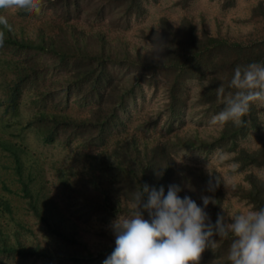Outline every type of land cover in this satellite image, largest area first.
Returning a JSON list of instances; mask_svg holds the SVG:
<instances>
[{
    "label": "trees",
    "instance_id": "16d2710c",
    "mask_svg": "<svg viewBox=\"0 0 264 264\" xmlns=\"http://www.w3.org/2000/svg\"><path fill=\"white\" fill-rule=\"evenodd\" d=\"M182 1L186 4L189 0ZM147 4L148 0H41L39 13L16 8L21 19L38 15L48 19L33 39L14 32L12 24V31L0 25V31L5 33L4 45L0 47V109L3 115L15 119L24 98L33 96L36 109L24 127L33 130L41 144L63 149L76 144L87 151L95 150L88 157L92 176L87 183L96 193L94 207L110 225L117 216L131 215L132 194L144 184L157 190L163 186L165 195L168 186L176 184L181 188V198L188 196L201 207V197L211 196L215 204L209 203L205 209L211 222L215 223L218 214L225 217V222H231L221 177L180 168L175 157L182 150L206 154L221 150L234 154L239 171L250 167L264 169V145L253 151L239 147L242 139L260 129L256 102L241 118V125L231 120L222 127L217 125L215 136L204 137L205 131L200 128L187 129V122L194 117L211 119L223 110L225 104L218 99L217 89L223 86L226 91H236L229 82L237 66L264 64V36L241 42L211 35L204 29L198 31L187 18L177 26L161 19L157 28L140 31L146 46L138 49L125 43L113 47L102 32L88 34L83 25H110L126 31L133 20L144 16ZM256 15L264 18L261 5L252 10V18ZM154 37L164 45L162 51L152 52L148 44L158 42ZM55 83L58 90L51 88ZM192 84L196 85L195 96L191 93ZM147 91L160 92L161 97L151 113L144 112ZM59 102L64 109L56 107ZM192 109H197L199 115L190 117ZM189 131L191 135L186 136ZM148 134L156 136L153 144L140 145V137ZM8 144L0 139V147H6L19 165V149ZM214 176L220 184L215 191H209V181L215 183ZM244 181L246 186H236L238 200L252 210L264 207V180L247 174ZM76 187L64 200L76 199L72 195L79 193ZM22 191L32 200V191L24 184ZM36 203L31 201L30 208L36 211L40 224L62 240L63 248L42 250L26 246L18 230L23 229V224L13 217V204L0 200L1 259L103 264L113 251L115 244L97 256L82 257L83 242L76 237L72 221L59 218L48 206L44 210L48 208L50 213L44 211L41 215ZM5 214L9 217L5 218ZM143 218H149L146 212ZM211 239L217 242L216 246L206 247L198 264H231V238L214 235Z\"/></svg>",
    "mask_w": 264,
    "mask_h": 264
},
{
    "label": "rangeland",
    "instance_id": "374dc122",
    "mask_svg": "<svg viewBox=\"0 0 264 264\" xmlns=\"http://www.w3.org/2000/svg\"><path fill=\"white\" fill-rule=\"evenodd\" d=\"M228 2L229 0H189L185 4L182 0H148L144 16L133 20L131 27L126 31L114 29L110 25L97 27V24H94L92 28L89 23L83 22V25L88 34L102 32L112 42L113 47L125 43L138 49L146 46L140 31L157 28L161 19H166L170 24L177 26L182 19L187 18L198 31L204 29L211 35L241 42L264 36V18L261 15L252 18L254 8L261 5L264 9V0H233L232 4ZM15 11L16 8L5 9L0 15L6 16L9 24L14 27L13 31L22 34L24 38L33 39L42 31L41 27L48 19L43 15L21 19ZM44 29L48 30L47 27ZM56 83L51 87L54 90L59 88H56ZM190 87L192 96H195L196 85L192 84ZM146 95L144 112L151 113L161 100L160 92L153 94L147 91ZM33 98V96L24 98L19 116L15 119L3 115V109H0L1 142L9 143L13 148L19 149L17 154L20 162L16 165L12 153L6 147H0V200H9L13 204L15 211L13 217L23 224V229L18 230L22 240L27 243L26 246L50 250L61 249L64 245L62 240L60 241L38 221L36 211L30 208V202L35 201L36 210H39L41 215L45 214L44 211L50 213L48 211L50 207L53 213H58L59 218L72 221L76 237L81 238L83 242L80 247L82 257L97 256L101 250L115 244V236L110 224L104 222V217L94 207L93 204L97 201L96 193L93 186L87 183L92 176L88 157L94 154L95 150L87 151L78 148L76 144L70 149H63L58 145L47 147L41 144L35 132L24 127L26 120L36 109ZM256 103L261 121L260 129L251 132L239 142V147L247 151L256 150L264 145V105L260 102ZM56 107L62 110L64 104L59 102ZM70 109L71 107H68L69 111ZM189 114L190 117L199 115L197 109H192ZM199 118L200 116L189 120L187 129L200 128L205 131L202 133L204 137L215 136L214 132L218 126L210 125L208 118ZM14 122L17 124L15 125ZM190 135L191 131L186 134V136ZM143 137H140V145L144 142L153 144L156 139L155 135L149 134ZM142 139L145 141H141ZM175 159L180 168L196 169L202 174L211 173L221 177L225 193V209L228 210L227 217L230 218L234 217L237 211L242 212L248 208L236 197V186L247 185L244 177L247 174H254L264 180L262 168L250 167L244 171H239L238 167L234 169L233 165L238 164L234 160V154L227 151L220 150L206 154L182 150L177 153ZM22 183L27 190L32 191V200L27 199L23 193ZM63 183L69 187H65ZM74 186L79 189V193L72 194L76 199L64 200ZM45 206H48L47 210H44ZM8 217L9 214H5V218ZM41 262L34 259L18 262L0 258V264H41Z\"/></svg>",
    "mask_w": 264,
    "mask_h": 264
},
{
    "label": "clouds",
    "instance_id": "9594fccd",
    "mask_svg": "<svg viewBox=\"0 0 264 264\" xmlns=\"http://www.w3.org/2000/svg\"><path fill=\"white\" fill-rule=\"evenodd\" d=\"M41 0H0V9H24L39 13ZM0 25L8 31L12 26L6 16L0 15ZM5 40L0 31V47ZM158 41V37H154ZM152 52L162 51V42L148 44ZM229 87L235 92L226 91L223 86L217 89L218 99L225 107L213 115L210 125L223 126L228 121L237 125L243 123L252 102L264 105V64L251 63L237 66L232 74ZM238 165H233L237 168ZM212 176L211 173H209ZM209 181V191L219 186V178ZM181 188L172 184L165 195L164 187L158 190L141 185L132 194V213L129 217L117 216L111 222L115 236V247L103 264H198L206 247L217 244L211 237L231 238L228 260L231 264H264V207L259 210L246 208L225 222L218 214L213 224L205 211L209 203L215 204L211 196H202L203 207L188 196L181 198ZM146 212L148 219L143 218Z\"/></svg>",
    "mask_w": 264,
    "mask_h": 264
}]
</instances>
